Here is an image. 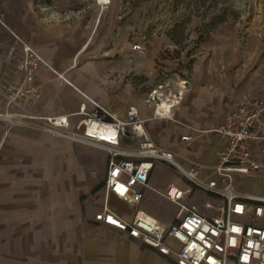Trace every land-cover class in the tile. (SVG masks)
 I'll return each instance as SVG.
<instances>
[{"label": "rangeland", "instance_id": "1", "mask_svg": "<svg viewBox=\"0 0 264 264\" xmlns=\"http://www.w3.org/2000/svg\"><path fill=\"white\" fill-rule=\"evenodd\" d=\"M23 1L21 9L25 11L23 22L27 36L33 35L38 26L56 36L60 65L70 64L74 53L92 39L70 74L69 80L76 85L74 101L78 103L84 98V103L88 95L124 117L132 106L137 107L145 132L134 140H126L127 149H139L140 141L146 138L173 151L185 168L197 163L212 167L224 141L200 132L202 139L183 143L181 135L186 133L174 130L181 123L178 115L182 104L173 108L172 118H160L155 114L152 93L158 90L166 98L187 85L184 80L209 84L213 79L222 92L234 89L240 96L245 93L237 102L246 96L259 97L253 93L260 90L264 80V0H113L111 9L103 16L96 0ZM17 11L15 4L0 8V29L17 31L11 24L18 20ZM139 42H146L144 52L133 49ZM27 47L31 50L30 44ZM159 47L162 53L157 57L165 62L158 61L155 67L150 60L153 49ZM131 52L135 55L130 56ZM63 75L60 73V77ZM221 96L224 108L226 95ZM199 107L212 122L222 109H217L215 102ZM209 124L203 125L201 131ZM10 132H30L37 137L36 146L35 138L28 140L26 160L32 166L27 167V173L32 169L45 180L47 175L63 174L72 165L78 182L80 175L84 178L81 185L76 184L74 213L76 221L89 220L92 192H82L103 181L109 153L48 136L35 126H17ZM239 176L243 189H248L250 184V190H254L253 180L259 177L256 172ZM192 203L200 206L203 198H193ZM75 251L76 254L79 251L77 245ZM62 254L66 255L65 248Z\"/></svg>", "mask_w": 264, "mask_h": 264}, {"label": "built area", "instance_id": "2", "mask_svg": "<svg viewBox=\"0 0 264 264\" xmlns=\"http://www.w3.org/2000/svg\"><path fill=\"white\" fill-rule=\"evenodd\" d=\"M146 45L139 42L133 49L144 52ZM23 54L25 73L33 76L41 58L27 46ZM185 88L166 97L172 108L180 104ZM156 91L151 95L155 114L161 99ZM0 121L5 136L17 126H35L53 137L106 150L110 157L105 178L92 192L100 197L92 204L95 221L144 243L174 264H264V99L244 97L202 131L224 141L212 167L197 163L185 168L174 152L146 138L139 149L125 148L126 140L136 139L132 128L142 125L135 106L121 120L86 97L70 113L5 111ZM103 124L110 127L109 134L100 130ZM194 138L181 137L185 144ZM258 150L263 151L261 161L256 159ZM252 172L259 176L253 180L254 190L250 184L243 189L239 175ZM193 198H203L202 205L193 204ZM113 199L122 206L114 207Z\"/></svg>", "mask_w": 264, "mask_h": 264}, {"label": "crops", "instance_id": "3", "mask_svg": "<svg viewBox=\"0 0 264 264\" xmlns=\"http://www.w3.org/2000/svg\"><path fill=\"white\" fill-rule=\"evenodd\" d=\"M24 2L0 0V8L18 5V20L10 22L17 31L0 29V114L8 111L58 116L73 112L84 98L78 103L74 101L76 85L69 80L71 72L64 73L71 63L59 64L56 36L43 32L41 26L34 30L33 35L27 36L23 22L25 11L21 9ZM6 12L10 13V9ZM29 44L41 58L32 82H27L23 68L26 59L23 49ZM160 53V47L152 51L150 63L155 67L158 61L165 62L157 57ZM60 73L66 77H60ZM184 82L187 87L178 115L181 123L174 128L179 134L196 136L202 132L203 125L210 123L207 129L218 123L224 111L236 105V99L245 95L240 96L234 89L222 92L213 79L209 84ZM259 88L253 94L264 99V80H261ZM221 95H226L224 108L221 106ZM211 102H215L217 109L222 108L215 114L213 122L210 116L201 112V107L198 108ZM32 138H35L36 146L37 137L30 132H10L5 136L0 121V264H174L144 243L95 221V207L89 220L76 221L74 211L78 179L74 176L72 165L63 174L47 175L45 180L43 175L34 174L32 169L27 173V167L32 164L26 160V149L28 140ZM262 152H257L256 159L259 161ZM80 177L78 183L81 185L84 178ZM44 182L45 187L42 186ZM99 184L84 188L82 193L93 192ZM112 201L114 207L122 206L121 202ZM76 245L79 247L77 254ZM64 248L66 255L62 254Z\"/></svg>", "mask_w": 264, "mask_h": 264}, {"label": "bare ground", "instance_id": "4", "mask_svg": "<svg viewBox=\"0 0 264 264\" xmlns=\"http://www.w3.org/2000/svg\"><path fill=\"white\" fill-rule=\"evenodd\" d=\"M112 1L113 0H96L97 4L98 2L101 3V4H98L99 6V13L101 11L102 12V16L106 13V11L110 10L111 7H112ZM92 41V39H91ZM91 41H89V39L74 53L73 55V58H72V62L71 64L68 66L67 69H65L64 73L67 74L68 72L70 73L74 68H77L78 66V60H79V57L85 52L87 51V49L89 48L90 44H91ZM131 55L130 56H133L135 55V52H131L130 53ZM29 61H30V58H29V54L27 52V64H29ZM66 75H64L62 78H65ZM27 82H32L33 80V76L31 75H27V78H26ZM184 87H187V85H183ZM156 93H159V96H160V100L158 102V108H157V113H156V116L160 117V118H172L171 114L173 112V108H172V103L165 97H163V94L161 92H157ZM86 95V94H85ZM86 97L88 99H91L92 101L96 102L92 97L86 95ZM97 103V102H96ZM98 104V103H97ZM100 105V104H99ZM111 111V110H110ZM112 115L117 117V118H120L121 120H123L125 117L123 116V114L121 113H115L113 111H111ZM159 124V123H156V125ZM101 131H103V133L105 134H109L110 133V127L108 125H105L103 124L102 127L100 128ZM132 130H134L135 134H138V136L136 137H139V136H142L144 135V132H145V129H144V126L143 125H138L136 127H133ZM203 137V134L202 133H198L196 134L195 138L193 139L192 142H194L195 140H198V139H202ZM170 148L172 149L173 148V145H169ZM105 190H103L101 192V194H104ZM99 196H93L91 194L90 196V201L91 202H98L99 201ZM112 204H114V202L112 201Z\"/></svg>", "mask_w": 264, "mask_h": 264}]
</instances>
